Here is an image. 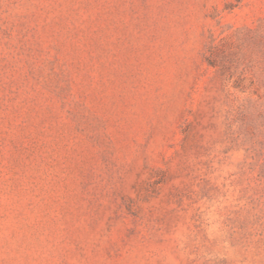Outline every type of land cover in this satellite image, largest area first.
Segmentation results:
<instances>
[{
    "label": "rangeland",
    "instance_id": "obj_1",
    "mask_svg": "<svg viewBox=\"0 0 264 264\" xmlns=\"http://www.w3.org/2000/svg\"><path fill=\"white\" fill-rule=\"evenodd\" d=\"M0 264H264V0H0Z\"/></svg>",
    "mask_w": 264,
    "mask_h": 264
}]
</instances>
